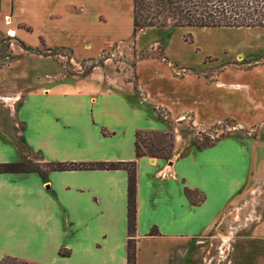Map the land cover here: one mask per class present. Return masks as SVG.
I'll list each match as a JSON object with an SVG mask.
<instances>
[{
	"label": "crops",
	"instance_id": "crops-1",
	"mask_svg": "<svg viewBox=\"0 0 264 264\" xmlns=\"http://www.w3.org/2000/svg\"><path fill=\"white\" fill-rule=\"evenodd\" d=\"M18 1V12L7 21L15 22L12 29L26 32L18 24L33 23L38 38L76 58H93L106 45L134 36L132 0L126 12L122 0H44L51 6L48 16L33 21L38 0ZM1 3L14 6L15 0ZM84 8L93 14L83 15ZM165 52L176 59L172 48ZM148 65L136 62L139 92L103 88L88 76L11 97L6 105L12 114L4 109L15 125L22 124L21 143L0 126V162L24 161L29 153L45 164L136 160V264H196L200 245L209 247L208 264H217L223 258L215 254L216 234L210 233L264 179V144L230 135L168 159L137 157L138 130L173 131L187 116L196 119V93L188 87L196 81L193 71L175 76ZM159 108L168 118L158 115ZM127 180L122 168L0 172V262L12 257L29 264H127ZM187 189L204 200L193 203ZM260 203L254 212H264ZM246 226L229 236L224 264H264V217ZM153 227L158 233L151 235Z\"/></svg>",
	"mask_w": 264,
	"mask_h": 264
},
{
	"label": "rangeland",
	"instance_id": "rangeland-1",
	"mask_svg": "<svg viewBox=\"0 0 264 264\" xmlns=\"http://www.w3.org/2000/svg\"><path fill=\"white\" fill-rule=\"evenodd\" d=\"M126 4L129 0L120 3L125 12ZM19 5L18 0L14 6L12 3L2 4L0 0V112L7 118L0 121V126L9 130L19 146L22 124L15 125L12 115L4 109L11 97L44 87L49 82L88 76L103 88L139 92L138 59L140 63L145 61V67L157 64L169 68L175 76H183L190 68L196 78L188 85L196 93V119L187 116L182 124L174 123V130L169 131L173 145L169 158L184 154L191 147H208L230 135L259 140L263 142L261 145L264 144V28L176 26L171 14L163 16L162 23L157 26L139 28L133 37L106 45L93 58L80 59L69 49L39 43L40 37L33 23L31 26L18 24L29 31L20 29L12 34L11 26L16 24L7 21H11L13 10L18 12ZM37 5L39 8L33 5V13H30L32 21L33 16H48L47 9L51 8L45 1L42 9L40 0ZM69 14H75V11L68 9ZM82 14L91 16L93 13L84 8ZM168 48H172L176 59L167 55ZM187 102L190 100H185ZM8 111L11 113L10 109ZM157 113L160 117L167 116L161 108ZM145 138L146 135L141 136L142 140ZM37 159V155L29 153L24 162L30 169L46 168V164ZM197 194L203 196L200 192ZM240 199L222 218L223 225L210 233L212 236L216 234L212 239L215 254L218 259L223 258L217 264L225 263L229 236L264 217V212H254L259 201L264 205V179ZM209 254L208 246H196V264H208L205 259Z\"/></svg>",
	"mask_w": 264,
	"mask_h": 264
},
{
	"label": "trees",
	"instance_id": "trees-1",
	"mask_svg": "<svg viewBox=\"0 0 264 264\" xmlns=\"http://www.w3.org/2000/svg\"><path fill=\"white\" fill-rule=\"evenodd\" d=\"M133 34L145 26H157L163 16H174L176 26L194 27H262L264 28V0H132ZM41 44L44 43L40 38ZM90 72V69L88 70ZM146 135L145 139H141ZM214 144V143H213ZM22 146V145H21ZM172 145L169 131L138 130L135 134L136 156H150L168 159ZM125 169L127 180V264H136V160L89 161V162H47V170L65 169ZM30 169L24 161L0 162V172H26ZM193 203H200L204 196L186 190ZM157 228L149 234H157ZM0 264H29L17 258L5 257Z\"/></svg>",
	"mask_w": 264,
	"mask_h": 264
},
{
	"label": "bare ground",
	"instance_id": "bare-ground-1",
	"mask_svg": "<svg viewBox=\"0 0 264 264\" xmlns=\"http://www.w3.org/2000/svg\"><path fill=\"white\" fill-rule=\"evenodd\" d=\"M10 32H11L12 34H16L14 29H12ZM16 32H17V31H16Z\"/></svg>",
	"mask_w": 264,
	"mask_h": 264
}]
</instances>
